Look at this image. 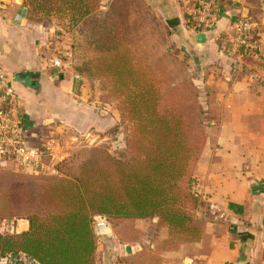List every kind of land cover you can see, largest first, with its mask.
Listing matches in <instances>:
<instances>
[{
    "label": "trees",
    "instance_id": "16d2710c",
    "mask_svg": "<svg viewBox=\"0 0 264 264\" xmlns=\"http://www.w3.org/2000/svg\"><path fill=\"white\" fill-rule=\"evenodd\" d=\"M23 3L29 16H58L72 29L73 71L82 79L80 73H89L97 98L119 102L129 158L100 154L71 173L63 170L68 157L53 175L26 174L31 186L2 191L1 219L27 220L29 228L0 234V253L24 252L39 264H98L94 221L102 217L109 223L159 219V251L142 252V263L183 264L185 257L208 255L201 251L205 231L195 215L201 199L194 179L206 136L193 97L170 99L166 74L155 73L150 59L139 65L120 28L121 7L103 10L102 0Z\"/></svg>",
    "mask_w": 264,
    "mask_h": 264
},
{
    "label": "crops",
    "instance_id": "0c3cea01",
    "mask_svg": "<svg viewBox=\"0 0 264 264\" xmlns=\"http://www.w3.org/2000/svg\"><path fill=\"white\" fill-rule=\"evenodd\" d=\"M147 2L168 18L176 43L197 75L194 81L206 96V109L218 111L209 120L219 129L218 135H210L208 141L218 142L220 148L216 154L211 145L206 147L204 157L209 160L203 188L223 218L225 232L214 238L211 252L199 258L200 263L197 259L193 263L264 264V0L225 2L216 25L208 30L186 20L191 3ZM241 16L252 18L259 27L263 48L257 58L225 55V46L231 47L234 40V23ZM28 17L23 0H12L0 13V67L14 76L33 75L28 84L14 83L24 110L28 145L38 149L48 140L45 137L52 139L54 132L44 134L45 125L55 118L64 123L63 128L105 131L110 122L99 117L91 84L77 81L69 65L63 69L47 64L35 45L45 43L44 27ZM28 228L29 222L20 220L16 233ZM101 238L105 245L118 240L111 227ZM107 247L105 264H119ZM100 250L98 245V264ZM141 253L132 264H142Z\"/></svg>",
    "mask_w": 264,
    "mask_h": 264
},
{
    "label": "rangeland",
    "instance_id": "374dc122",
    "mask_svg": "<svg viewBox=\"0 0 264 264\" xmlns=\"http://www.w3.org/2000/svg\"><path fill=\"white\" fill-rule=\"evenodd\" d=\"M147 1L102 0V3L103 10L108 9L112 4L121 7L123 24L120 28L124 33V37L128 39V42L131 41L134 44V57L141 67L142 60L150 59L154 61L155 73L162 75L161 72H164L166 74L168 83L164 87L168 92L167 96L171 99V95L175 96L185 93L184 96L193 97V102L200 109H198L196 116L204 127L206 144L194 171L196 190L201 199L200 206L195 215L205 231L204 248L201 251L207 253L213 248L214 238L221 236L225 232L224 226L220 222L223 218L218 216L217 209L209 199L211 195L203 188L205 183L204 177L207 173V162L209 160V158L204 157L206 147L208 148V145H211V150L216 154L220 148L218 142L210 143L208 141L210 135H218L219 129L209 124V120L212 117L218 116V111L206 109V96L204 97L203 90L199 89L194 81L197 75L191 69L189 58L185 53L181 52V48L176 43L168 18L163 13H160L159 9L148 4ZM44 8L45 5L42 9L39 7L40 10L38 12L43 13ZM4 9L3 6H0V13ZM256 17L254 18L259 23ZM28 19L44 27L41 31L46 34V44L41 45V43L38 44L37 42L35 45L41 48L40 51L47 60V64L49 63L51 67H54V61L60 60L63 63V69L66 67L64 64L69 65L73 69V31L66 26L67 23L62 21L58 16L45 14L32 15ZM186 20H189V18ZM165 56L166 60L161 61L162 57ZM80 74L84 75L85 78L83 79L91 84L92 97L97 102L99 117L108 119L111 124L109 123L110 126L103 132H99L94 128L87 132H80L71 126L63 128L65 125L58 118L45 125L44 134L54 132L53 139L59 141L66 152L63 156L69 157L67 160L68 166H65L63 170L68 171L69 169L68 172L71 173H76L84 161L96 159L100 157V154L105 156L110 155L122 161H126L129 158L127 130L122 123V116L117 108L119 102L113 98H106V94L100 95L97 98L95 86L89 77V73ZM194 119L196 118L194 117ZM56 126L62 128L58 129V131H52ZM45 139H49V137H45ZM215 157L218 156L216 155ZM215 160H218V158ZM57 163H52V170L46 174L53 175ZM32 184L33 178L26 175V173L15 171L0 172V193L4 190L19 189L20 187L31 186ZM20 220L22 219L10 217L1 219L0 217V226L3 225V228L0 227V234L16 233ZM158 222V218L123 223L108 222V227H111L118 240H115L114 244H110L111 240H109V246L105 245L106 240H103L101 236H97L98 245L101 247L99 255L100 264H105V251H108L106 250L107 246L111 253H115L119 264H132L138 252L159 251L161 234L158 229ZM217 222L219 223V227H217ZM203 256L205 255L193 258L185 257L183 264H194L193 261L196 259V262L200 263L201 260L199 258Z\"/></svg>",
    "mask_w": 264,
    "mask_h": 264
},
{
    "label": "built area",
    "instance_id": "2783aa9c",
    "mask_svg": "<svg viewBox=\"0 0 264 264\" xmlns=\"http://www.w3.org/2000/svg\"><path fill=\"white\" fill-rule=\"evenodd\" d=\"M12 0H0L4 8ZM177 4H190L187 16L190 25L208 30L218 21L220 7L230 0H170ZM234 40L231 47L225 46V55L232 59L240 57L257 58L262 51L263 42L257 23L250 17L241 16L234 23ZM54 67L62 68L60 60L54 61ZM81 81L80 75H75ZM15 76L0 67V170L23 172L26 174H46L52 170V163L66 159L59 141L48 139L41 148L28 145L24 110L21 98L14 86ZM1 225L0 227H2ZM108 221L96 217L94 229L97 236L103 235ZM0 264H39L24 252L0 253Z\"/></svg>",
    "mask_w": 264,
    "mask_h": 264
},
{
    "label": "water",
    "instance_id": "95a60500",
    "mask_svg": "<svg viewBox=\"0 0 264 264\" xmlns=\"http://www.w3.org/2000/svg\"><path fill=\"white\" fill-rule=\"evenodd\" d=\"M32 76H33L32 74H28V73H18L15 75V81L28 84L31 81Z\"/></svg>",
    "mask_w": 264,
    "mask_h": 264
}]
</instances>
